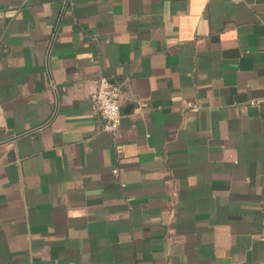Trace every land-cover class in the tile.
Returning <instances> with one entry per match:
<instances>
[{"label": "crops", "instance_id": "1", "mask_svg": "<svg viewBox=\"0 0 264 264\" xmlns=\"http://www.w3.org/2000/svg\"><path fill=\"white\" fill-rule=\"evenodd\" d=\"M0 264H264V0H0Z\"/></svg>", "mask_w": 264, "mask_h": 264}, {"label": "built area", "instance_id": "2", "mask_svg": "<svg viewBox=\"0 0 264 264\" xmlns=\"http://www.w3.org/2000/svg\"><path fill=\"white\" fill-rule=\"evenodd\" d=\"M93 107L103 119V128L112 135H117L120 129L122 118V90L120 85L112 76L100 73L96 87L91 94ZM253 104L256 102L253 101ZM115 175L120 174L119 167L113 168Z\"/></svg>", "mask_w": 264, "mask_h": 264}]
</instances>
